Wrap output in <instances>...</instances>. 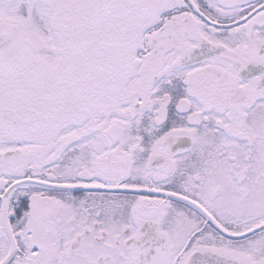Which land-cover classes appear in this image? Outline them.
Returning a JSON list of instances; mask_svg holds the SVG:
<instances>
[{"label": "snow or ice", "instance_id": "snow-or-ice-1", "mask_svg": "<svg viewBox=\"0 0 264 264\" xmlns=\"http://www.w3.org/2000/svg\"><path fill=\"white\" fill-rule=\"evenodd\" d=\"M0 264H264V0H0Z\"/></svg>", "mask_w": 264, "mask_h": 264}]
</instances>
